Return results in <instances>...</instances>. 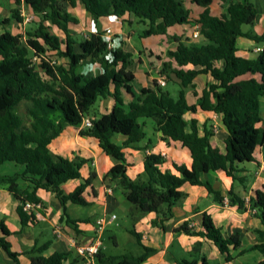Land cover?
I'll return each instance as SVG.
<instances>
[{"label": "trees", "instance_id": "1", "mask_svg": "<svg viewBox=\"0 0 264 264\" xmlns=\"http://www.w3.org/2000/svg\"><path fill=\"white\" fill-rule=\"evenodd\" d=\"M77 1L92 20L109 15L121 17L126 13L134 16L143 25L140 37L166 35L169 27L184 24L190 19L189 10L180 0H24L34 15V19L29 21L34 25L24 34H13L5 29L12 20L23 21L18 10L13 9L10 17L0 19V28H4L0 32V163L9 161L24 166L21 173L1 175L0 183L6 184L7 189L19 197L16 211L21 224L35 220L34 214L24 211L22 204L26 201L39 203L35 192L39 188L55 194L62 207L61 219L65 217L66 222L73 225L77 220L66 217V203L88 204L83 192L96 177L95 171L91 170L83 183L64 194L60 184L79 178L86 160L53 157L49 152L48 144L67 125H81L79 134L94 137L102 151L117 161L105 174L104 180L107 183L113 181L122 189L131 205L128 216L133 222L154 212L156 216L151 223L163 227V221L172 216V208L186 198L187 194L180 189L184 183L203 186L214 202L222 204L224 195L209 181H202L200 174L221 170L244 184L246 177L236 176L235 164L254 160L255 149L264 147L260 111V97L264 95V32L257 34L242 29L243 25H254L256 6L249 0H235L225 13L214 15L209 8L212 0H191L203 8L194 23L206 43L185 44L179 36H170L175 45L168 54L178 68H171L169 62H163L160 73L165 74L167 82L171 80L169 71L178 79L176 96L153 80V87H142L140 96L130 101L125 109L121 91L133 94L130 82L134 74L128 69L131 54L119 47L108 48V40L99 31L91 32L77 42L68 25L78 23V18L67 11ZM16 2L20 4V0ZM45 21L60 29L64 38L50 33ZM239 37L252 40L261 49L252 57L238 55ZM76 44L79 51L75 50ZM54 56L67 58L66 65L57 64ZM218 60L223 61L222 68L216 66ZM94 62L101 66V73L85 77L77 72L82 64ZM187 65L195 68L184 69ZM199 74H209L214 80L202 89L198 106L221 115V123L227 131L224 152L210 144V130L205 129L199 135L194 120L187 122L182 115V110L187 107L184 89L192 86ZM247 74L250 75L248 78L237 79ZM106 96L115 101L111 110L95 115L90 126H83L82 120L89 109L98 98ZM22 103L25 109L19 112ZM141 117L154 121L163 140L179 141L186 147L190 152L191 165L187 167L173 162L172 172L160 168L161 156H146L143 178H130L121 148H136L144 137L143 125L139 122ZM114 134H122L126 138L118 145L112 140ZM18 177L29 180L33 189L19 188L16 183ZM227 195L230 205L240 210L246 207L245 199L232 188ZM248 205L255 210L254 216L260 222V227L253 230L256 235L253 249L263 256L258 264H264V184L249 197ZM201 215L203 231H193L185 224L175 230L206 237L226 261L233 260L230 251L240 245L238 235L224 236L210 214L203 212ZM73 228L76 234L80 233L75 226ZM0 231L8 233L3 221H0ZM129 232L142 246L140 255L106 256L99 248L97 262L141 264L152 248L141 244L138 232L133 229ZM0 246L14 261L13 264H19L18 253L11 250L3 236H0ZM44 247H34L25 252L31 264H63L69 255L54 252L43 256ZM199 249L200 243L197 242L190 256L179 259L176 264H208L204 256H193Z\"/></svg>", "mask_w": 264, "mask_h": 264}, {"label": "crops", "instance_id": "2", "mask_svg": "<svg viewBox=\"0 0 264 264\" xmlns=\"http://www.w3.org/2000/svg\"><path fill=\"white\" fill-rule=\"evenodd\" d=\"M234 1L212 0L209 6L210 11L214 15L225 13L230 3ZM262 1L264 5V0ZM182 4L189 10L190 19L188 22L169 27L166 35L140 37V33H138V37L142 41H145L144 45L140 46V48H137L132 41V36L137 34V32L135 33L130 29L131 25L139 23L134 16L126 13L121 17L109 15L92 20L90 15L84 10L83 5L78 1L74 7L69 6L67 8L68 12L78 18V23L68 25L70 34H72L77 42L85 38L89 33L99 31L106 40L111 41V47H119L131 54V62L128 69L134 74V79L130 82L133 94H129L125 90L121 91V98L123 99V107L125 109H127L130 101L140 96V89L142 87H153V80H158L159 78L157 77L156 70L162 67L163 62H169L171 68H178L168 54L169 50H172L175 45V41L170 36H179L185 44L206 43L194 23V19L198 18L203 8L192 3L191 0L183 1ZM214 4L218 6V10H216ZM13 9L19 11V15L23 18V21L17 22L12 20L10 24L5 25V29L13 34H24L34 23L33 21L25 22L23 15H32L34 19L33 11L24 0H20V4H17L16 0H0V19L10 17ZM3 11L7 12L5 16H2ZM104 17H108L111 21L109 23L103 22L101 19ZM110 23L117 24L115 27L118 30L114 31ZM44 25L50 33L64 38L62 31L49 21H45ZM3 29L0 28V32ZM253 29L256 30L257 34L264 32V13L259 18L258 10ZM105 30H110V34H104ZM237 44L239 48L237 54L243 57L254 56L256 53L254 49L259 47L252 40L243 37L237 39ZM75 50L79 51L77 44L75 45ZM49 53L53 54V51H49ZM54 57L57 60V64L66 65L67 58ZM215 64L219 68H222L224 65L221 60L216 61ZM183 68L195 67L187 65ZM138 69L141 71H138ZM77 72L85 77H90L101 73L102 68L97 62L87 63L78 67ZM168 75L171 80L165 81L164 86L166 87L168 83L178 85V79L171 71L168 72ZM249 76L247 74L237 79L248 78ZM202 77H204V83L199 84V80ZM137 78L140 81H137ZM212 82L214 80L209 74H199L193 80V85L184 89L187 107L182 110V115L187 122L194 120L199 135H202L205 129L210 130L212 132L209 138L210 144L221 152H224V138L227 136V131L221 123V115L213 111L202 110L198 106L202 89ZM188 89L192 96L190 101L188 100ZM263 97L264 95L260 97V101ZM95 103L97 114H103L111 110L115 101L111 96H106L98 98ZM94 116L90 114L86 115L89 119H92ZM139 122L142 123L145 133L142 140L138 142L136 148L124 146L121 148V151L124 153L126 173L130 178L135 180L143 178V161L146 156H161L163 158L160 166L162 170L169 169L174 172L172 167L173 162L184 164L187 167L191 165L190 152L179 141L163 140L160 131L156 129L154 121L150 118L141 117L139 118ZM80 128L81 125L79 127L67 125L48 144L49 152L53 157L61 156L67 159L80 157L86 160L81 166L79 178L70 179L60 184V189L64 194L73 191L76 186L83 183L91 170L96 173V177L83 192V198L88 204L81 205L84 208H79L76 205L80 204L66 203V217L69 220H77L76 225L66 222L65 217L61 219L62 207L55 194L41 188L35 191L40 203V207L32 211L35 220L22 225L16 211L20 202L19 197L10 192L6 184L0 183V221H3L8 229V233L6 234L0 231V236H3L9 242L12 251L18 253L17 259L19 264H31L30 258L25 252L31 248L43 245H45V249L41 253L43 256H49L54 252L68 253L69 255L63 264H117L115 261H102L98 263L96 258L95 260H86L77 254L75 247L70 243L71 240H75L77 244L90 242L95 233V219L100 215H115L114 220H116L115 209L119 208L126 200L123 191L117 190L116 183H107L104 180L105 174L117 161L102 151L98 145V141L94 137L80 135ZM187 130H189V127H187ZM125 138L122 134H114L112 140L120 145ZM253 156L254 160L252 161L237 162L235 164L237 168L235 172L236 176L246 177L244 184L227 176L221 170L200 174L202 181H209L214 189L219 190L224 195L222 204L214 202L203 186L184 183L180 189L187 194L186 198L180 205L172 208V216L163 221V227L151 223L156 216L154 212L144 214L135 220L133 227L128 228L127 231L129 232V229H133L138 232L141 236V244L152 248V251L147 254L141 264H176L179 259L190 256L191 250L197 242L200 243V249L197 254L193 253V256H204L208 264H258L263 259V256L258 250L253 249L256 242V235L253 230L260 227V222L251 211L252 208L248 205V199L264 184V147L258 146ZM23 169V165H16L9 161L3 162L0 163V176L21 173ZM16 183L19 188L33 189L32 183L27 179L18 177ZM106 188H111V193H106ZM231 188L241 198L245 199L246 207L244 209L240 210L235 205L229 204L227 191ZM130 207L131 205L128 207V210ZM203 212L211 215L214 223L221 229L224 236L231 234L238 235L240 245L236 249L231 248L230 251L234 256L233 260L226 261L224 255L220 254L206 237L189 235L183 231L175 230L179 225L185 224L188 226L192 224L191 230L203 231L201 215ZM114 220L106 225L104 231L114 223ZM73 226L80 233L76 234ZM111 240L113 247H118L117 236L112 234ZM138 245L141 251H138L136 254L106 253V250L110 252L111 246L104 244V241H101L100 249L101 254L106 256H119L122 254L138 256L143 252L142 246ZM13 262L0 246V264H13Z\"/></svg>", "mask_w": 264, "mask_h": 264}, {"label": "rangeland", "instance_id": "3", "mask_svg": "<svg viewBox=\"0 0 264 264\" xmlns=\"http://www.w3.org/2000/svg\"><path fill=\"white\" fill-rule=\"evenodd\" d=\"M180 1L183 2V1H187V0H180ZM249 1L252 2L256 6L258 13H259V18H260L262 13H264L263 1L262 0H249ZM215 4H214V6H216ZM216 10H218V6H216ZM6 14H7V12L3 11L2 16H5ZM101 20H103V22L106 21L107 23H109L111 21L108 17H106V18L104 17ZM83 22H84V20H83ZM115 25H117V24L110 23L111 28L114 31H117L118 29L115 27ZM253 26L250 27L249 25H243L242 28L244 31L252 30L253 32H255L256 30L253 29ZM127 28H128V26H127ZM142 28H143V26L139 23H133L131 25V28H130L135 33L137 32V34L132 36V41H133L134 45L137 46V48H140V46L144 45L143 43H145V41H142L141 38L138 37V33L141 32ZM156 54L159 55L158 53H156ZM161 68H158L156 70L157 77L160 78V76H161L166 81L164 75L163 74L160 75ZM138 71H141V70L138 69ZM137 81H140V80L137 78ZM156 81H157V79H156ZM203 83H204V77H202L199 80V84H203ZM199 87H200V85H199ZM178 88H179V85L174 84V83H168L167 86L165 87V89H167L169 92H171V94L173 96H176V92H177ZM187 94H188V100L190 101L192 99V96L190 95L189 89L187 90ZM95 108H96V103L89 109L88 114L98 115ZM24 109H25V105H23V103H22L20 105V107L18 108V111L22 112ZM260 110H261V114L264 118V97L260 101ZM261 125L264 127V121L261 123ZM112 182L113 181H111L109 183H112ZM113 184H115V182H113ZM117 187H118L117 190L122 191V189L119 186H117ZM76 206H78L79 208H84V206H81V205H76ZM129 206H130V203L125 200V202L119 208L115 209V214L117 216V219L114 220V223L112 225L108 226V228L105 231L103 229V231L101 233V237H100L101 241H104V244L111 246L110 252L108 250H106L105 251L106 253H132V254H136V253H138V251H141V248L136 243L135 237L127 231L128 228H131L134 225V222L128 216V207ZM112 234L117 236L118 247H116V246L113 247V243L111 240Z\"/></svg>", "mask_w": 264, "mask_h": 264}, {"label": "built area", "instance_id": "4", "mask_svg": "<svg viewBox=\"0 0 264 264\" xmlns=\"http://www.w3.org/2000/svg\"><path fill=\"white\" fill-rule=\"evenodd\" d=\"M24 21L29 22L33 19L32 15H23ZM104 34H110V30H105ZM107 46L108 48L111 47V41H107ZM261 48L257 47L254 49L255 52H258ZM33 59L37 61L36 57L34 56ZM157 83L160 86L165 85V80L163 77L160 76L158 78ZM82 125L83 126H90L91 125V119L84 117L82 120ZM111 193V188H106V193ZM40 207V203L38 202H31V201H26L22 204V208L24 211L31 213L32 211L38 209ZM251 211L254 213L255 210L251 209ZM115 219V215L111 216H105V215H100L95 219V233L94 237L91 239L90 242L88 243H83V244H77L75 243V240H71L70 243L72 244L73 247H75V250L77 254L86 259V260H95L96 254L99 251V248L101 246V233L103 229L106 227V225L110 224L113 220ZM189 228L192 229L193 225L190 224L188 225ZM58 232V231H56Z\"/></svg>", "mask_w": 264, "mask_h": 264}]
</instances>
